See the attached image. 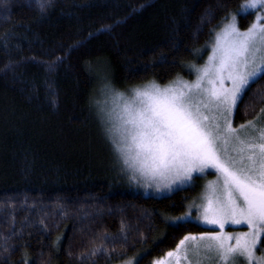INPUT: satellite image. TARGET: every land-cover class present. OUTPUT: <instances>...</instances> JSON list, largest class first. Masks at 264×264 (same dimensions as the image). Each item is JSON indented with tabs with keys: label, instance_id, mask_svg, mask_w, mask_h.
Returning <instances> with one entry per match:
<instances>
[{
	"label": "trees",
	"instance_id": "16d2710c",
	"mask_svg": "<svg viewBox=\"0 0 264 264\" xmlns=\"http://www.w3.org/2000/svg\"><path fill=\"white\" fill-rule=\"evenodd\" d=\"M31 2L0 5V264H154L210 230L173 223L196 181L161 195L131 179L98 116L105 80L84 67L118 91L192 78L243 0H53L42 16ZM258 79L235 122L264 108Z\"/></svg>",
	"mask_w": 264,
	"mask_h": 264
},
{
	"label": "snow or ice",
	"instance_id": "6c2138e0",
	"mask_svg": "<svg viewBox=\"0 0 264 264\" xmlns=\"http://www.w3.org/2000/svg\"><path fill=\"white\" fill-rule=\"evenodd\" d=\"M5 0H0V5ZM39 15L53 0H32ZM240 10L255 19L244 30L235 15L215 28L211 54L204 65H190L193 81L177 79L165 86L150 81L129 89L112 88L106 66L86 64L89 76L102 77L113 105L98 109L105 133L131 179L148 178L171 189L193 179V173L215 169L196 219L219 231L188 233L175 249L154 264H264L257 256L264 245V109L253 120L233 127L231 114L264 76V0H243ZM211 13H209V16ZM196 52V50H193ZM191 213L173 223L190 222ZM243 224L247 231L225 232ZM234 241V242H232Z\"/></svg>",
	"mask_w": 264,
	"mask_h": 264
},
{
	"label": "rangeland",
	"instance_id": "374dc122",
	"mask_svg": "<svg viewBox=\"0 0 264 264\" xmlns=\"http://www.w3.org/2000/svg\"><path fill=\"white\" fill-rule=\"evenodd\" d=\"M244 14H247V12L241 11L240 9L238 10L237 13L232 14V15H235L236 16L237 26L241 30H244V29L241 28V26L239 25V19H240V16H242ZM254 19H255V16H254ZM226 22H227V20L224 23H226ZM223 24L220 27H222ZM219 30L220 29L218 28L216 31H219ZM213 42H214V37H213L212 41L210 42V45H209V49L210 50H209V52L207 54V57H206L205 61L202 64L197 65V67L204 65L205 62L207 61L208 56L211 54V46H212V43ZM178 78L190 82V81H193L195 79V74H194V76L192 78L177 77L176 79H174V80H172V81H170V82H168L166 84H159V83H157V84L163 87L165 85H168L171 82L176 81ZM121 92H124L126 95H130L131 94L129 92V90L128 91H121ZM113 102L114 101H113V95H112V93L108 89H105V90H103L102 93H100V96L98 97L97 106L99 107V109L102 108L104 110H107L110 107H112ZM236 109H234L233 112H232V114H231V120H232L233 127H236V126H238L240 124H244L245 123V122L244 123H237V122L234 121V116H235ZM128 172L131 174V176L133 175L132 172H130V171H128ZM192 175H193V179L191 181H189L187 183H184V184L177 183L171 189L165 188L163 186H161V187L158 188L156 186V183L154 181H152V180H150L148 178L140 177V175L138 173L136 174V179L135 180L137 182H139L140 185L143 188H145L146 190L154 191V192H156L158 194H161V195L171 193V192H173V191H175V190H177L179 188L192 186V185L195 184V181H196L199 184L198 186L200 187L199 194L192 200V202L189 204L187 210L182 215H180V216H184L187 213H191V217H192L191 221H194V222H196V223H198V224H200V225H202L204 227L210 228V230H206V231H203V232L219 231V229H218L217 226L209 225V224H204V223H202V222H200V221H198L196 219V217H198L200 215V212L197 211L196 206L197 205H200V204H202L204 202V196L209 191V189H208V182L209 181H216L217 178H218L217 177V174L215 172V169L209 168V169H206L204 173H193ZM197 177H199V179ZM180 216H178V217H180ZM247 230L248 229L243 224H240V225H226V227L224 229L225 232L232 233V234H236V233L243 232V231H247ZM232 242H234V241H232ZM256 255L257 256H261V255H264V254L259 253L257 251ZM162 259L165 262H167L169 260V258L166 255L163 258L159 259V260H162ZM159 260H156V261H159ZM121 264H133V263L132 262H126V263H121ZM207 264H212V261L207 262ZM235 264H244V261L243 260H237L235 262Z\"/></svg>",
	"mask_w": 264,
	"mask_h": 264
}]
</instances>
